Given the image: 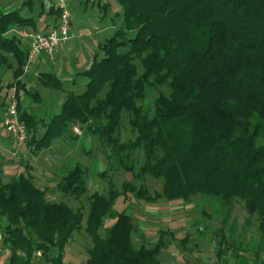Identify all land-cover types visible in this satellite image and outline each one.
I'll return each mask as SVG.
<instances>
[{
    "label": "trees",
    "instance_id": "1",
    "mask_svg": "<svg viewBox=\"0 0 264 264\" xmlns=\"http://www.w3.org/2000/svg\"><path fill=\"white\" fill-rule=\"evenodd\" d=\"M34 1L0 6V65L14 69L7 86L0 80V92L7 98V89L16 86L28 144L34 150L50 148L54 139L80 126L108 143L128 171L134 170L131 152L143 149L144 162L135 176L160 179L163 188L152 197L131 182L120 193L111 182L107 194H91L85 215L66 201H50L30 172L7 182L0 177V228L12 249L7 264H34L41 255L51 264H66L65 247L82 228L93 242L86 264H162V239L152 247L137 246L132 215L114 207L121 194L133 190L151 201L208 196L226 209L240 199L264 231V0H115L121 10L114 14L110 1L98 0L100 14L113 17L115 32L100 43L91 64L76 73L86 80L85 90L68 91L60 111L48 118L22 102V96L42 98L22 79L29 49L11 31L37 30ZM40 1L39 14L55 13L57 20L60 10L54 5L42 10ZM39 77L53 89L66 90L53 72ZM161 85L168 92L158 95L151 114L142 101L149 89ZM127 113L137 136L120 142L116 133ZM39 123L45 127L40 137ZM57 188L75 198L87 193L85 167L64 169ZM107 217L115 222L103 235ZM222 238L220 252L226 249V235Z\"/></svg>",
    "mask_w": 264,
    "mask_h": 264
},
{
    "label": "rangeland",
    "instance_id": "2",
    "mask_svg": "<svg viewBox=\"0 0 264 264\" xmlns=\"http://www.w3.org/2000/svg\"><path fill=\"white\" fill-rule=\"evenodd\" d=\"M11 1L15 2L11 5L20 2V0ZM43 1L45 5L42 10L49 11L52 5L57 7L56 0ZM106 1H110V12L113 14L121 10L115 0ZM67 2L73 15V31L78 33L84 26L92 31L89 36L86 34L81 35L80 38L75 36L81 40L83 46L79 61L81 62L87 48H91L99 39L105 41L109 38L115 32L116 26L111 14L106 15L103 12L100 14L98 0L87 3L85 0H67ZM40 3V0L32 3L33 13L38 23H42L46 17V13L39 14ZM0 6L9 8V0H0ZM53 15L56 14L53 13ZM119 22L120 19L118 24ZM39 27L37 24V28ZM76 56L77 53L74 50L71 54L66 51L61 59L57 57L59 65L63 66L57 73L68 91L83 92L86 80L76 76L75 72L72 74L66 67L73 59L76 60ZM36 57L30 58V62L36 63ZM11 59H13L12 56ZM89 64L91 61L86 66L88 67ZM138 65L142 71L140 61ZM51 67L53 68V65ZM44 70L43 67L39 71ZM13 71V68L9 69L0 65V80L3 87L14 80ZM38 73L34 69L30 72V76L34 78L33 81L37 84L38 92L43 99L36 101L30 96H22V102L39 117L41 113V117L46 118L48 113L46 107L48 106L52 115L59 112L68 92L53 89L42 83ZM74 77H77L76 80ZM168 89L167 85L149 89L148 96L142 101L145 109L152 114L155 99L160 93H167ZM7 101L5 93L0 92V139L9 141V146L5 142L0 143V177L3 182L9 181L21 172H30L38 182L37 184L46 188L50 201H66L73 208L82 209L85 215H88L90 209L91 194L95 191L107 194L111 182L120 193L125 191L123 185L128 182H131L136 190L139 187L147 188L152 197L162 192V180L151 176L145 180L135 176V173L140 172L144 162L143 149L138 148L131 152L129 161H132L134 170L128 171L119 164L108 143L86 132L80 126L74 128V133L69 131L62 138L54 139L50 148L34 150V147L28 144V139L20 147H16L3 127L1 108L5 106V102L7 104ZM77 128L79 130H76ZM44 131V125L39 123L37 135L42 136ZM116 136L119 137L120 142H128L136 138L137 133L130 123V114L123 115V121ZM75 164L85 167L89 182L87 193L79 198L63 194L57 188L64 169H70ZM98 172H104L105 175H98ZM136 190L121 194L114 207L118 211L125 210L132 215L138 229L133 234V240L137 246L144 244L152 247L162 239L163 247L159 256L162 264H264V231L260 228L258 216L248 212L243 200H236L231 209H226L218 200L208 196L196 195L190 200L175 201L161 197L151 201L136 194ZM114 222L115 219L105 218L100 233L104 235L106 229ZM83 224L85 227V219ZM223 235H226L227 240L222 247L226 249L220 252L219 241H222ZM0 236V264H7L10 261L12 249L5 243L6 235L2 228H0ZM92 245V238L84 228L76 231L63 252L64 262L86 264ZM34 264H51V262L41 255L39 258L35 257Z\"/></svg>",
    "mask_w": 264,
    "mask_h": 264
},
{
    "label": "built area",
    "instance_id": "3",
    "mask_svg": "<svg viewBox=\"0 0 264 264\" xmlns=\"http://www.w3.org/2000/svg\"><path fill=\"white\" fill-rule=\"evenodd\" d=\"M60 10L56 25L45 32H36L26 28H15L11 31L29 42V58L44 54L54 59L60 43L68 41L71 36L73 15L67 0H56ZM7 104L3 112V124L16 147H20L28 139V131L20 119L18 111L17 88L15 85L7 89ZM1 237V236H0Z\"/></svg>",
    "mask_w": 264,
    "mask_h": 264
},
{
    "label": "crops",
    "instance_id": "4",
    "mask_svg": "<svg viewBox=\"0 0 264 264\" xmlns=\"http://www.w3.org/2000/svg\"><path fill=\"white\" fill-rule=\"evenodd\" d=\"M21 2L22 1L20 0V2H18L17 4L11 5V4H14L15 2L9 0V8L19 7ZM34 17H35V15H34ZM57 20H56V15H53L51 13L50 15H46V17H45V19H44V21L42 23H38V21L36 19L38 26H40L39 28H37V30H34L31 27H25V28L28 29V30L36 31V32H45V31H48V30L52 29L56 25ZM73 25H74V22L72 21V27H71L72 33L75 32V31H73L74 30L73 29ZM84 34H86V36H89L90 34H92V31L84 26V27L79 29L78 33H76V32L73 33L71 38L68 41H64V42L60 43V45H59V47H58V49L56 51L54 59L48 58L44 54H39V57L34 56V57L37 58L36 63H34L33 61L30 62V58H29V62H28V65L26 67L25 74L22 77L23 81H25L27 83V87L32 89V90H38L39 91V89L37 88V84L34 83V81H33L34 78L32 76H30V72H32L34 69L39 72L38 73L39 76H40V73H42V71H39V70H41L43 67L45 69L43 72H53V73H55L56 75L59 76V74L57 72H60L61 71L60 69L63 66L59 65L60 62H58L57 57H59V59H61L62 55L66 51H69V53L71 54L72 51L76 50V53H77L76 60L73 59L71 61V64L69 66H66L68 69H70L72 74L74 72L78 73V72L82 71L84 69V67H87L86 65L90 61H92L91 59H92V56L94 55V53L100 52V43L103 42V40L99 39L98 42H96L93 46H91V48L90 47L87 48V50L85 52V56L83 57L82 61L79 62L80 58L82 57V50L81 49L83 48V46L81 44V40L75 38V36H78L80 38V36L84 35ZM72 39H75V41H72ZM20 43L25 48L29 49V42L26 39H22L21 38ZM50 63H51V65H49ZM76 63H78V64H76ZM52 65H53V68L51 67ZM29 80L31 82H29ZM39 80H40V77H39ZM64 91L68 92L67 89L64 90ZM31 98L33 99V97H31ZM41 98H42V96H41ZM5 107H6V102H5V106L1 108V110H2V121H3V112H4V108ZM26 107H28V106H26ZM46 110H48L46 118L52 116V113L49 111L48 106L46 107ZM40 117H41V113H40ZM3 127H4V125H3ZM4 129H5V127H4ZM8 136H10V135L8 134ZM2 142H5L6 145L9 146V143H8L9 141H7V140L3 141L2 139H0V143H2Z\"/></svg>",
    "mask_w": 264,
    "mask_h": 264
}]
</instances>
